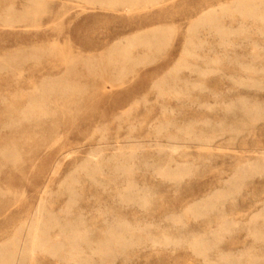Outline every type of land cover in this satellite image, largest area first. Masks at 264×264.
Returning a JSON list of instances; mask_svg holds the SVG:
<instances>
[{"label":"rangeland","instance_id":"rangeland-1","mask_svg":"<svg viewBox=\"0 0 264 264\" xmlns=\"http://www.w3.org/2000/svg\"><path fill=\"white\" fill-rule=\"evenodd\" d=\"M253 1L0 0V264H264Z\"/></svg>","mask_w":264,"mask_h":264},{"label":"bare ground","instance_id":"bare-ground-1","mask_svg":"<svg viewBox=\"0 0 264 264\" xmlns=\"http://www.w3.org/2000/svg\"><path fill=\"white\" fill-rule=\"evenodd\" d=\"M225 7H221L219 9H215L213 13H210L208 16H209V21L208 22H204V25L205 24H208V25H218L219 21H217V19L220 17V18H223L225 17ZM236 10L238 12H240V14L242 16H247V17H253V18H256V19H264V13L260 12L261 11V7L256 3V1H253V4L252 5H248L247 2L245 3H240ZM203 22H200L198 24H196L195 27H192L191 28V31H193L195 28H197L198 26H202ZM222 37L221 39L223 41H226V36L227 34L229 33L228 31H225L224 29H215ZM141 43H142V47L143 46H146V47H151L153 46V41H155V38L152 37V38H142L140 39ZM194 43V38L193 36H190L189 39H188V46L186 48V55H191V56H194V52L191 51V48L190 46L193 45ZM137 44L135 43L134 40H132L131 44H130V49H134V47L136 46ZM255 52V51H254ZM122 55V54H121ZM132 54L131 52L129 51H126L124 53V57H130ZM185 55V57H186ZM115 54H111L110 57H114ZM112 62V61H111ZM179 150V145L177 143L174 144V148H173V151L177 152ZM39 231V226L36 225L35 227V237H34V240H36L38 237H37V232Z\"/></svg>","mask_w":264,"mask_h":264}]
</instances>
